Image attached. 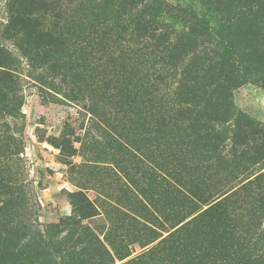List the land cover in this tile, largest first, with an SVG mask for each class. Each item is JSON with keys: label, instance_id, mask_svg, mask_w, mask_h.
Segmentation results:
<instances>
[{"label": "rangeland", "instance_id": "1", "mask_svg": "<svg viewBox=\"0 0 264 264\" xmlns=\"http://www.w3.org/2000/svg\"><path fill=\"white\" fill-rule=\"evenodd\" d=\"M202 1L217 25L251 9L231 60L148 31L146 0H0V264L8 239L14 264H178L213 252V225L257 238L264 0Z\"/></svg>", "mask_w": 264, "mask_h": 264}, {"label": "trees", "instance_id": "2", "mask_svg": "<svg viewBox=\"0 0 264 264\" xmlns=\"http://www.w3.org/2000/svg\"><path fill=\"white\" fill-rule=\"evenodd\" d=\"M186 2V0H183ZM189 2V3H188ZM184 6L179 1L177 3H160L158 0H146V2L142 5L144 8L147 9L148 15L146 19L144 20V24L148 31H151V27H153L154 30H165L166 31H172L174 33H186L187 35L194 38H202L204 43H207V47L204 49H210L212 52L215 51L217 55L221 59H229L231 60L236 53L234 43L229 39V31L231 27L236 23L238 19L243 17V11L247 9V6L245 8L240 7L238 13L236 14L237 10L234 11V7H229L228 11L231 14V16L223 22L221 25H217L215 22H219L217 16L213 17L210 13H208L207 3H205L202 0H189ZM230 5V3L228 4ZM210 7V6H209ZM208 7V8H209ZM249 8V7H248ZM251 10L250 8L246 11ZM234 14L236 16L234 17ZM154 25L160 26L163 29H158L154 27ZM227 34L228 37L226 35ZM210 45V46H209ZM172 60V58H171ZM158 177V176H157ZM171 180V179H170ZM169 183L170 181L163 180L162 183L158 182L157 179H155V183L158 187V190L160 191V194L163 198H168V194L170 192H174L175 190H179L180 193H182L183 199H190L191 191L190 188H188V185L184 184L179 189H175V186H171L172 190H169L166 188L165 182ZM175 182V180H174ZM183 184V183H182ZM144 194L147 197H150V193L148 191H144ZM178 199V198H177ZM176 200V199H175ZM179 201H182L178 199ZM264 201V200H263ZM176 202V201H175ZM185 203V202H184ZM143 211H150L149 209L145 208ZM166 210L158 211L160 215L164 216L166 218V215L164 214ZM149 215V212H148ZM159 215V216H160ZM146 216V218L149 219V216ZM158 216V217H159ZM154 217L150 218L149 220H153ZM259 223H257V228L255 235H257V238L253 239H244V241H241V239L235 238L233 234V230L231 228L226 229L225 231L219 233L218 225H213L210 228V232L217 236L215 237L218 241V245H210L213 248V252L207 254L204 257V260H201L198 258L196 261L191 256V252L194 251V247H188L182 253H180L178 256L180 258V261L178 264H182L185 262V259L189 260L190 264H264V243L261 245L262 242H258L257 239H261L262 235H264V228L262 224V219H264V213L263 215H260ZM155 220H160L159 218H155ZM199 227V225H198ZM202 227V225H201ZM149 228V227H148ZM153 232L154 230L151 229ZM13 234V233H12ZM11 239H8V242L3 244V248L5 249L4 253H6L9 257L4 261L5 263L14 264V261L19 258L18 255H15V252H13V240L11 242ZM165 242V241H164ZM173 242L176 241L173 240ZM209 241H206V243ZM204 243V242H203ZM208 244V243H207ZM39 246H42L43 243L38 244ZM37 260V259H36ZM175 258L173 259V261ZM182 262V263H181ZM1 263V259H0ZM38 262H32L30 264H37ZM57 264H63V262H59ZM79 264H99L98 261L94 260V258H84L79 261Z\"/></svg>", "mask_w": 264, "mask_h": 264}]
</instances>
